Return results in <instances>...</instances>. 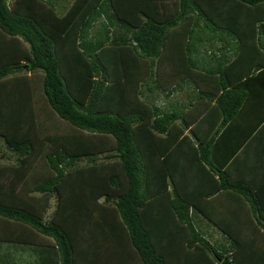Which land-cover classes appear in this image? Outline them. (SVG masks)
<instances>
[{"label":"trees","instance_id":"obj_1","mask_svg":"<svg viewBox=\"0 0 264 264\" xmlns=\"http://www.w3.org/2000/svg\"><path fill=\"white\" fill-rule=\"evenodd\" d=\"M185 81L183 110L145 96ZM4 151L0 241L264 264V0H0Z\"/></svg>","mask_w":264,"mask_h":264},{"label":"crops","instance_id":"obj_2","mask_svg":"<svg viewBox=\"0 0 264 264\" xmlns=\"http://www.w3.org/2000/svg\"><path fill=\"white\" fill-rule=\"evenodd\" d=\"M204 46L206 47L208 45L204 44ZM205 47L202 45L201 48H199V56H201V58H206V54H209V50L208 52L206 50L209 48ZM217 48H219V44L217 45ZM192 89V85L185 81L182 83L181 87H177L176 91L169 94L166 92V96H164L159 90L152 91V88L151 90L147 89L145 96L157 107H160L163 110H183L189 103ZM262 95L263 94L261 93L260 97ZM5 159L6 158H0V165L8 164L9 161H4ZM200 221L201 227H212L210 224H207L202 220ZM0 243L5 246L3 249H0V264H60L58 250L54 246L6 241H0ZM7 244H9V246ZM31 250L38 251H35V254L31 255ZM21 259H23V261H21Z\"/></svg>","mask_w":264,"mask_h":264},{"label":"rangeland","instance_id":"obj_3","mask_svg":"<svg viewBox=\"0 0 264 264\" xmlns=\"http://www.w3.org/2000/svg\"><path fill=\"white\" fill-rule=\"evenodd\" d=\"M60 1H62L64 3H70L71 0H60ZM205 48H209V46H206ZM206 50L208 51L209 49H206ZM4 152L7 153V155H10V157H11L10 160L11 161L9 160V162H11V163L14 162V158H15L14 154L10 153L8 151H4ZM4 161H8V160L5 159ZM53 207H54V200L51 201V206H50V209L47 212V216L52 212ZM203 221L205 223L209 224L206 220H203ZM203 228L206 230L205 233H207V235L210 236L209 239H210V241L212 243L215 244V243H219L220 241L226 242L225 241L226 239L222 236L221 232L217 228H215V227H204V226H203ZM7 245L9 246V244H7ZM3 247H5L4 244L0 243V249H3ZM35 251H38V250H31V255L35 254ZM21 261H23V259H21Z\"/></svg>","mask_w":264,"mask_h":264}]
</instances>
